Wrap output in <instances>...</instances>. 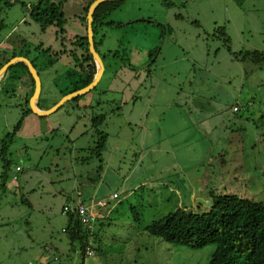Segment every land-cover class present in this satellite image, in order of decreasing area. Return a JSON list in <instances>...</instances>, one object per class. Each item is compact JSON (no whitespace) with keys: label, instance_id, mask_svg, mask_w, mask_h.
Wrapping results in <instances>:
<instances>
[{"label":"rangeland","instance_id":"rangeland-1","mask_svg":"<svg viewBox=\"0 0 264 264\" xmlns=\"http://www.w3.org/2000/svg\"><path fill=\"white\" fill-rule=\"evenodd\" d=\"M39 2L0 3V54L33 64L45 111L82 85L71 54L86 31L84 0L65 3V33L30 16ZM94 36L101 81L51 115L28 112L27 72L2 80L0 264H208L216 245L168 244L146 227L207 211L212 192L264 202V67L235 57L264 52V0H125ZM77 203L93 218L92 256L65 232Z\"/></svg>","mask_w":264,"mask_h":264},{"label":"trees","instance_id":"trees-1","mask_svg":"<svg viewBox=\"0 0 264 264\" xmlns=\"http://www.w3.org/2000/svg\"><path fill=\"white\" fill-rule=\"evenodd\" d=\"M14 1L16 2V0ZM94 1L96 0H84L83 14L80 17L86 35L78 38L77 42L81 50H84V53L80 54V58L74 52L71 54L75 62L77 61V63L79 62L78 64H81V73L83 74L81 77L84 81L80 87L67 92L63 96L90 85L97 74V65L89 49L87 33V15ZM1 2L9 5L10 0H0ZM66 2L67 0H40L37 5L31 6L30 9L26 8V11L29 12L35 21L41 22L42 26H55L65 33L63 7ZM124 2L125 0H112L97 7L94 13V34L95 25H104L110 13L120 8ZM108 25L116 27L126 26L123 23L114 24L113 22L108 23ZM225 42H228V38L225 39ZM95 47H97L96 43ZM229 52L233 53L230 48ZM2 54L3 56H1ZM60 55L58 54V56ZM16 57L24 56H19L16 52L7 55L2 50L0 54V69ZM235 57L242 62L255 64L257 69L264 67V52L262 51L242 52L239 55L235 54ZM78 64L77 66H79ZM21 71L27 72L31 77L33 86L32 97L35 90V81L24 63H17L10 67L3 79L11 72L20 74ZM12 73L8 78L14 79ZM29 98L26 102L28 105ZM78 99L79 97L73 101ZM237 108L238 110L234 111L236 115L246 113L248 110L247 107H240L239 104H237ZM39 109L41 108L39 107ZM28 112L32 113L31 108L28 109ZM249 119L247 118L246 120L249 121ZM100 121L103 122L104 119H100ZM22 123L23 119L18 124L16 132L21 128ZM8 145L6 142L3 143L2 154L5 153ZM4 167H7V164ZM20 171H22L21 168ZM210 197L211 205L207 211L180 207L146 227V232L168 244L183 246L192 250H200L209 245H216V250L208 264H264V202L240 197L235 194H220L216 192H212ZM65 232L68 233L72 241L80 242L83 256H86L88 249H91L88 247L87 242L91 231L82 224L78 214H70L69 224Z\"/></svg>","mask_w":264,"mask_h":264},{"label":"water","instance_id":"water-1","mask_svg":"<svg viewBox=\"0 0 264 264\" xmlns=\"http://www.w3.org/2000/svg\"><path fill=\"white\" fill-rule=\"evenodd\" d=\"M108 1H112V0H96V1H94L93 4L90 6L89 12L87 15V32H88L89 49H90L92 56L94 57L96 65H97L96 77L90 85H88L85 88L80 89L76 92H73L71 94L64 96V98L58 104H56L53 108L44 111V110H40L38 107V103H39V99H40L41 91H42L41 79H40L38 71L35 69L33 64L28 59H26L24 57H16V58H13L11 61H9L7 64H5L0 69V83H1L3 77L5 76V74L7 73V71L9 70L10 67H12L13 65H15L17 63H24L28 67V69H29L34 81H35V90H34L33 96L31 97V99L29 101L30 108L34 114H36L40 117L51 115L52 113L56 112L61 107H63L69 101H73L75 98H78L80 96H84V95L88 94L89 92H91L93 89H95L96 86L101 81L103 75H104L105 66H104V62H103L102 58L99 56V54L97 53L96 48H95L94 13H95V10L97 9V7L99 5H101L102 3L108 2Z\"/></svg>","mask_w":264,"mask_h":264},{"label":"built area","instance_id":"built-area-1","mask_svg":"<svg viewBox=\"0 0 264 264\" xmlns=\"http://www.w3.org/2000/svg\"><path fill=\"white\" fill-rule=\"evenodd\" d=\"M237 110L238 108L235 107V111ZM17 171H20V168H17ZM114 197L117 198V195L115 194ZM64 211L68 213L71 210L69 209V207L66 206L64 207ZM73 213L78 214L84 226H87L88 228H92L91 224H92L93 218L88 214V209L83 203H77L76 208L74 209ZM92 252L93 251L91 249H88L87 254L89 256H92L93 255Z\"/></svg>","mask_w":264,"mask_h":264}]
</instances>
